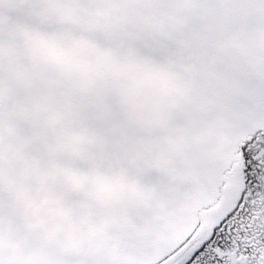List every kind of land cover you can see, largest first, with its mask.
<instances>
[{"label":"snow or ice","instance_id":"1","mask_svg":"<svg viewBox=\"0 0 264 264\" xmlns=\"http://www.w3.org/2000/svg\"><path fill=\"white\" fill-rule=\"evenodd\" d=\"M0 264H264V0H0Z\"/></svg>","mask_w":264,"mask_h":264}]
</instances>
